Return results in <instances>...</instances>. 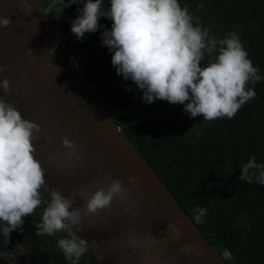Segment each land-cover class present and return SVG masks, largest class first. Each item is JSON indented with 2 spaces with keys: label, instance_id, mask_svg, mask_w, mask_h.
Here are the masks:
<instances>
[{
  "label": "clouds",
  "instance_id": "9594fccd",
  "mask_svg": "<svg viewBox=\"0 0 264 264\" xmlns=\"http://www.w3.org/2000/svg\"><path fill=\"white\" fill-rule=\"evenodd\" d=\"M59 2L64 7L82 4L76 9L79 15L70 21V32L77 40L86 32L97 31L101 27L100 17L112 21L110 28L101 32L100 41L111 52V65L116 73L142 90L144 103L163 99L182 104V111L191 117L202 115L206 121L230 119L255 98L254 85L264 79L259 67L249 58L238 31L230 30L223 37H217L211 31L212 26H204L180 0H108L107 8L102 7L104 0ZM18 7L31 12L32 5L28 0H20ZM10 22V17H0V27ZM3 71L4 66L0 65V73ZM0 89L4 94L10 91L6 76L0 79ZM39 130V124L23 118L11 102L0 98V236L6 244L10 232L24 223L22 217L31 215L39 205L42 214L38 213L40 220L35 224L37 235L66 233L57 237L56 246L70 264H78L79 258L96 243L77 235L82 231L83 215H95L98 210L109 207L114 196L128 200L130 190L123 186V181L110 178L108 173H103L101 186L96 187L94 182L90 187L77 189L71 197L62 195L57 188H49L45 169L34 157L33 141L38 138ZM61 145L68 150L64 154L67 160L80 159L76 141L64 137ZM239 168L240 180L264 185V162H258L255 155ZM128 181L136 184L135 177H128ZM91 187L95 190L91 191ZM42 189L49 194L47 201ZM85 194L82 215L73 203L75 195ZM206 213L207 208L196 205L191 219L203 223ZM165 231V239H157L149 231L147 240L163 246L168 239L177 240L181 234L178 222H168ZM179 251L200 255L199 249L191 244L182 245ZM220 256L224 261L233 259L228 248Z\"/></svg>",
  "mask_w": 264,
  "mask_h": 264
},
{
  "label": "water",
  "instance_id": "95a60500",
  "mask_svg": "<svg viewBox=\"0 0 264 264\" xmlns=\"http://www.w3.org/2000/svg\"><path fill=\"white\" fill-rule=\"evenodd\" d=\"M28 2L31 12L18 7L20 0H0V17L11 18L8 26L0 27V65L4 66L0 79L6 76L10 83L8 94L0 89V98L11 102L23 118L39 124L34 157L45 169L46 184L71 197L94 182L101 186L103 173H108L130 190L128 200L114 196L110 206L95 215H83L87 194L75 195L73 207L83 215L77 235L96 242L85 253L88 259L92 264H228L101 98L69 64L58 27L42 1ZM64 137L76 141L79 160L65 157ZM130 176L135 177V185L129 183ZM42 193L50 199L47 191ZM168 222H178L180 237L163 246L151 244L147 233L165 239ZM184 244L194 245L200 255L180 252Z\"/></svg>",
  "mask_w": 264,
  "mask_h": 264
},
{
  "label": "trees",
  "instance_id": "16d2710c",
  "mask_svg": "<svg viewBox=\"0 0 264 264\" xmlns=\"http://www.w3.org/2000/svg\"><path fill=\"white\" fill-rule=\"evenodd\" d=\"M41 1L53 25L59 26L53 20L57 18L60 26L70 31V21L79 15L76 9L82 4L64 7L59 0ZM180 3L187 4L204 26L211 25L217 37L230 30L238 31L253 65L264 75V0ZM199 4L203 6L197 7ZM108 6V0H104L102 7ZM111 23L109 18L100 17L101 27L86 32L80 40L70 33L67 42L76 54L78 50L91 52L88 65L81 61L87 72L86 84L103 97L100 98L107 108L126 111L114 117L115 121L188 215L192 217L196 205L207 208L203 223L194 222L220 253L224 248L231 251L233 259L228 264H264V185L239 179V166L250 156L264 162V79L254 85L255 98L230 119L206 121L202 115L191 117L182 111V104L163 99L144 103L142 90L116 73L111 52L100 41L101 32ZM61 36L62 33L60 39ZM204 63L202 60L201 65Z\"/></svg>",
  "mask_w": 264,
  "mask_h": 264
},
{
  "label": "flooded vegetation",
  "instance_id": "af4514ba",
  "mask_svg": "<svg viewBox=\"0 0 264 264\" xmlns=\"http://www.w3.org/2000/svg\"><path fill=\"white\" fill-rule=\"evenodd\" d=\"M39 212L42 214V207L38 205L31 215L22 217L24 223L10 232L6 244L0 236V264H70L56 246L57 237L66 233L53 236L37 235L35 224L39 223ZM78 264L92 262L83 255Z\"/></svg>",
  "mask_w": 264,
  "mask_h": 264
},
{
  "label": "rangeland",
  "instance_id": "374dc122",
  "mask_svg": "<svg viewBox=\"0 0 264 264\" xmlns=\"http://www.w3.org/2000/svg\"><path fill=\"white\" fill-rule=\"evenodd\" d=\"M53 18H55L54 16H52ZM54 22L57 23L58 26V31H60V33H62V36H61V41H69L71 39L70 37V31L67 30L65 31L63 27L60 26V22H59V19L55 18L53 19ZM70 47H72V45H69ZM73 48V47H72ZM80 50H78V53H77V56L78 58L83 62V64L85 65H88L86 63V61L88 60V58L91 56V52H87V53H81L79 52ZM76 52V51H75ZM99 95V94H98ZM101 98H103L101 95H100ZM108 111L110 113H112L114 115V117L118 116V115H121V114H124L126 113V111L123 109L121 110L119 107H108ZM230 262H232V260H230ZM233 264H236V262H233Z\"/></svg>",
  "mask_w": 264,
  "mask_h": 264
},
{
  "label": "built area",
  "instance_id": "2783aa9c",
  "mask_svg": "<svg viewBox=\"0 0 264 264\" xmlns=\"http://www.w3.org/2000/svg\"><path fill=\"white\" fill-rule=\"evenodd\" d=\"M62 46L66 49L67 55H68V62L69 64L75 69V71L78 73V75L82 79H86L87 72L83 68L81 60L78 58L76 52L73 50L72 47L69 46L67 41L61 42ZM88 85V84H87ZM89 86V85H88Z\"/></svg>",
  "mask_w": 264,
  "mask_h": 264
}]
</instances>
